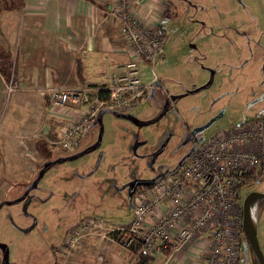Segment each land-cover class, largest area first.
<instances>
[{
    "label": "rangeland",
    "instance_id": "1",
    "mask_svg": "<svg viewBox=\"0 0 264 264\" xmlns=\"http://www.w3.org/2000/svg\"><path fill=\"white\" fill-rule=\"evenodd\" d=\"M170 2H157L171 6L172 15H162L166 39L162 59L154 64L155 74L169 94L205 84L210 77L211 82L177 98L152 123L135 125L104 113L98 148L49 167L33 191L37 196L28 202L25 213L19 202L0 208V242L8 248V264L62 263L80 238L88 234L109 235L116 244L124 247L117 241L119 230L116 228L127 226L134 216L131 197L125 188H121L125 181L158 175L162 173L161 163L174 166L183 154V146H178L187 129L208 123L201 129L204 141L212 134L264 114V0ZM10 58L13 62L14 57ZM151 76L150 68L143 66L142 81H148ZM95 91L91 89L89 105L95 103ZM12 98L9 91L0 110V135L15 130L22 122L13 112L16 105ZM51 111L43 103L41 136L46 153L35 151L29 142L20 148L13 147L14 153H7V148L3 153L5 157L23 161L18 171L12 170V161L0 167V200L21 194L35 167L44 158L70 154V149L51 143L60 138L59 127L65 124L64 119L55 117ZM126 112L147 120L156 116L159 110L153 99L147 97L128 106ZM26 119L29 121L30 115ZM97 134L98 128L87 123L79 132L78 140L81 145L86 144ZM136 138L140 146L133 149ZM158 150L160 153L152 155ZM93 167L95 171L91 175L83 176L84 171ZM251 190L264 192V166L260 177L241 188L239 205ZM254 200L250 214L264 257V198ZM235 213L236 209L229 210L228 221ZM87 219L91 220L90 227L79 232L78 239L65 249L63 245L70 234L69 229ZM52 247H56L57 255L51 252ZM237 255L236 264H258L243 231ZM1 258L0 249V263Z\"/></svg>",
    "mask_w": 264,
    "mask_h": 264
},
{
    "label": "built area",
    "instance_id": "2",
    "mask_svg": "<svg viewBox=\"0 0 264 264\" xmlns=\"http://www.w3.org/2000/svg\"><path fill=\"white\" fill-rule=\"evenodd\" d=\"M142 1L112 3L109 14L120 24L129 60L107 84L94 88V104L88 103L91 88L85 85H50L41 91L54 107L62 108L66 118L59 128L60 138L51 140L56 147L71 150L79 132L100 108L126 110L142 99L157 79L153 68L163 54L166 35L154 19L140 13ZM170 10L164 7L161 13L170 14ZM145 65L152 73L148 81L141 79ZM100 91H106L104 98ZM262 165L264 114L201 140L175 171L137 191L131 199L133 219L116 228L117 241L126 248L136 247L134 264H151L144 257L154 258L162 249L176 253L203 233L201 241L207 242L203 264H236L242 233L239 192L245 176ZM231 208L236 213L228 221ZM90 221H80L69 231L65 249L78 239L79 232L90 227Z\"/></svg>",
    "mask_w": 264,
    "mask_h": 264
},
{
    "label": "crops",
    "instance_id": "3",
    "mask_svg": "<svg viewBox=\"0 0 264 264\" xmlns=\"http://www.w3.org/2000/svg\"><path fill=\"white\" fill-rule=\"evenodd\" d=\"M159 1L143 0L140 13L162 26L164 14L161 12L166 6L157 3ZM165 1L171 4L170 0ZM113 2L0 0V48L9 58L14 57L13 82L11 75H5L0 65V110L9 91L14 96L12 101L16 108H24L13 111L22 120L15 130L4 134L2 128L0 167L12 161V170L22 168L19 166L23 160L5 157L6 148L7 153H14L15 147L29 142L35 151L43 152V103L48 111L52 110V115L66 121L62 108L54 107L42 90L50 85H85L94 89L106 84L110 76L129 60L120 24L109 14ZM27 115H30L29 121H26ZM28 138L32 140L27 141ZM203 236L199 233L173 255L169 249H162L158 256L144 259H149L151 264H203L207 244L201 241ZM135 252L136 247H121L109 235L88 234L80 238L78 245L59 263L134 264L137 260Z\"/></svg>",
    "mask_w": 264,
    "mask_h": 264
},
{
    "label": "water",
    "instance_id": "4",
    "mask_svg": "<svg viewBox=\"0 0 264 264\" xmlns=\"http://www.w3.org/2000/svg\"><path fill=\"white\" fill-rule=\"evenodd\" d=\"M210 82H211V77L205 84H202V85L197 86V87L192 88V89L185 90L182 93L170 94L169 97L165 98V101L163 103L161 111L156 116H154V117H152L150 119H147V120H141V119L133 116L132 114H130L128 112H120V111L113 110V109H110V108H100L97 111L94 120L92 121V124L98 123L99 126H100L97 139L92 144H90V145H88V146H86V147H84V148H82V149H80V150H78L76 152H73V153H70V154H67V155H60V156H58V157H56L54 159L44 160L42 165H41V167L38 169L35 177L30 181V183H28V185L25 187L23 193L20 194L19 196L15 197V198H12V199H1L0 200V207H2L5 204L18 203L19 201L25 199V197L28 195L29 191L34 189V188H36L37 183L39 182V180L43 176L44 172L49 167L54 165L55 163H59V162H62L64 160H72L74 158H77V157L87 153L88 151L94 149L95 147H97L99 145V143H100L101 136H102V129H103V126H102V115H103V113H111V114H113V115H115L117 117L128 119V120L136 123L137 125H144V124L152 123V122L156 121L157 119H159L165 113V111L168 108L167 106L169 104V100L170 99L173 100V99L179 98V97H181L183 95L198 91V90L208 86ZM207 126H208V123L204 124L203 126H196V127L192 128L191 134H194V133H196V131L198 129H201V128L207 127ZM200 141H201V137L197 139V143L200 142ZM193 149H194V145L191 146V148H189V150L181 157L179 163L186 156H188L192 152ZM177 165H176V167H177ZM176 167H174L173 169H171L169 171H173ZM157 176H154V177L149 178V179L139 180L137 182H140L143 186H149L154 181V179ZM257 197H263L264 198V192L251 190L244 196V198L242 200V204H241V212H242L241 223H242V231L244 232L245 236L247 237L249 244L253 248L254 253H255L256 257H257L258 263L259 264H264V257H263L262 251H261V249L259 247V244H258V240H257L256 232L254 230V226L250 224L249 219H248V215H249V212H250V206H251L252 202L254 201V199L257 198ZM28 200H29V198H26L22 202V207L21 208H22L23 213L26 212V205L28 203ZM250 220H251V223H252L251 214H250ZM0 249H1V252H2V258H1V263L0 264H8V248H7L6 244L0 242Z\"/></svg>",
    "mask_w": 264,
    "mask_h": 264
},
{
    "label": "flooded vegetation",
    "instance_id": "5",
    "mask_svg": "<svg viewBox=\"0 0 264 264\" xmlns=\"http://www.w3.org/2000/svg\"><path fill=\"white\" fill-rule=\"evenodd\" d=\"M172 8L171 6H166L165 8ZM164 15H168V16H170V15H172V14H164ZM157 26L161 29V30H163V28H162V26L160 25V24H157ZM164 31V30H163ZM162 58H159L158 60H161ZM157 60V61H158ZM157 76V75H156ZM156 88H158L159 89V92L158 93H156L155 92V90H156ZM169 93L166 91V89L164 88V86L161 84V82H160V79H159V77L157 76V79H155L153 82H152V85H151V88H149V90L147 91V94L144 96V97H142V99H144V98H150V99H153V101L155 102V105L157 106V109L159 110V112L161 111V109H162V106H163V103H164V101H165V98L166 97H169ZM177 98H175V99H173V100H169V104H168V108H170V106L172 105V103L176 100ZM104 108H107V107H104ZM167 108V109H168ZM111 109V108H110ZM113 110H116V109H113ZM117 111H120V112H126V110H117ZM158 112V113H159ZM166 112V111H165ZM97 113V112H96ZM96 113H95V115L87 122L88 123V125H90V126H94V127H97L98 128V132H99V128H100V126H99V124L98 123H95V124H92V121L94 120V118H95V116H96ZM157 113V114H158ZM104 114V113H103ZM156 114V115H157ZM113 115V114H112ZM103 116V115H102ZM115 116V115H114ZM117 117V116H116ZM123 119H125V118H123ZM126 120H128V119H126ZM128 121H130V120H128ZM131 123H133V124H135V125H137L136 123H134V122H132V121H130ZM199 126H203V125H199ZM196 127V126H195ZM202 129V128H201ZM201 129H198L197 131H196V133H194V134H191V130L192 129H187L186 131H185V134H184V136H183V139H182V141L180 142V144H179V148H180V146H183V148H184V151H183V154L182 155H180V157L178 158V160H177V162L175 163V165L173 166H169V165H167V166H164V163H161L160 164V168H161V170H162V173H160V174H158V176L157 175H155V176H157L155 179H154V181L153 182H155L159 177H161V176H164V175H167V174H170V173H172L173 171H175L180 165H181V163L188 157V156H186L180 163H179V161H180V159H181V157L189 150V148H191V146H193L194 145V147H195V145L197 144V139L198 138H200L201 137V140L203 139L202 138V136H201ZM97 136H98V134L96 135V137L92 140V141H90V142H88V143H86V144H82L81 145V142L77 139V141H76V143H75V145H74V147L71 149V152L70 153H73V152H76V151H78V150H80V149H82V148H84V147H86V146H88V145H90V144H92L96 139H97ZM100 142H101V140H100ZM143 143H144V141H142ZM99 145H100V143H99ZM98 145V146H99ZM98 146L97 147H95L94 149H92V150H90V151H88L87 153H89V152H91V151H93V150H95L96 148H98ZM140 146V143H139V140L136 138V142H135V145L133 146V149H136V148H138ZM161 149H163V146H162V148ZM134 152H136V151H134ZM87 153H85V154H87ZM158 153H160L159 152V150L157 151V152H155V154H152V155H157ZM85 154H83V155H85ZM147 154H149V152H147ZM146 154V155H147ZM83 155H81V156H83ZM80 157V156H79ZM78 158V157H77ZM48 158H44L42 161H40L39 162V164H38V166L37 167H35V169H34V172H33V175L31 176V178H29L28 179V181L26 182V184H25V186H24V188H23V190H22V192H21V194L23 193V191H24V189H25V187L28 185V183H30V181L35 177V175H36V173H37V171H38V169L41 167V165H42V163H43V161L44 160H47ZM75 159V158H74ZM155 159V156H154V158H153V160ZM179 163V164H178ZM178 164V165H177ZM176 165H177V167H176ZM174 167H176L173 171H169V170H171V169H173ZM95 171V168L93 167V168H88L86 171H84L83 172V176H89V175H91L93 172ZM154 177V176H153ZM149 178H152V177H147V178H137V179H134V180H131V181H125L123 184H122V186H121V188H125L126 189V191L129 193V195H130V197H131V199H132V197H133V195L137 192V191H139V190H141V189H143V188H145L146 186H143L140 182H137V181H139V180H143V179H149ZM40 181V180H39ZM152 182V183H153ZM39 183V182H38ZM38 183H37V186H36V188L38 187ZM151 183V184H152ZM36 188H34V189H32V190H30L29 191V193H28V195L25 197V199L26 198H29V200H28V202L33 198V197H35V196H37L35 193H33V191L34 190H36ZM20 195V194H19ZM18 195V196H19ZM25 199H23V200H21V201H19V203H20V205H21V207H22V202L25 200ZM28 204V203H27ZM1 208V207H0ZM72 229V228H71ZM71 229H69V231L71 230ZM68 231V232H69ZM67 238V237H66ZM66 238H65V240H66ZM65 240H64V243H65ZM251 250L254 252V250H253V248L251 247ZM51 252L54 254V255H57L56 254V247H52L51 248ZM255 254V253H254ZM256 256V255H255ZM257 258V257H256ZM259 264V263H258Z\"/></svg>",
    "mask_w": 264,
    "mask_h": 264
},
{
    "label": "trees",
    "instance_id": "6",
    "mask_svg": "<svg viewBox=\"0 0 264 264\" xmlns=\"http://www.w3.org/2000/svg\"><path fill=\"white\" fill-rule=\"evenodd\" d=\"M0 65L2 66V70L4 71V74L5 75H11V82H13L14 80V77H13V63H12V60H10V58L8 57V53L3 50L2 48H0ZM106 95V91L103 92V91H100L99 92V96L101 98H104ZM261 115V114H260ZM246 121H249V119L245 120ZM244 123V122H243ZM241 123H239L238 125H241ZM233 127V126H231ZM230 128V127H229ZM44 153L45 152V149H43ZM264 165L260 166V170H258L257 172H254V173H248V175L245 176L243 182H242V185H241V188L245 185H249L251 184L256 178L260 177L262 175V168H263ZM255 203V200L253 201V204ZM134 249V247H133ZM53 264H60L59 262H54Z\"/></svg>",
    "mask_w": 264,
    "mask_h": 264
},
{
    "label": "bare ground",
    "instance_id": "7",
    "mask_svg": "<svg viewBox=\"0 0 264 264\" xmlns=\"http://www.w3.org/2000/svg\"><path fill=\"white\" fill-rule=\"evenodd\" d=\"M248 219H249L250 224L253 225V223H251V220H250V212H249V215H248Z\"/></svg>",
    "mask_w": 264,
    "mask_h": 264
}]
</instances>
